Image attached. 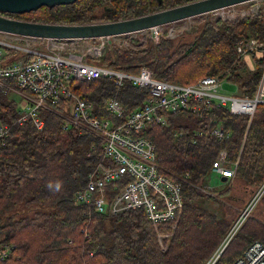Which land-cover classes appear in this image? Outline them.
<instances>
[{"label": "trees", "instance_id": "16d2710c", "mask_svg": "<svg viewBox=\"0 0 264 264\" xmlns=\"http://www.w3.org/2000/svg\"><path fill=\"white\" fill-rule=\"evenodd\" d=\"M188 1L192 0H75L10 15L41 22L88 23L134 17ZM250 37L264 43V0L258 1L255 13L233 20L206 17L174 37L166 35V30L158 40L150 33L142 42L131 37L126 48L114 44L106 49L101 63H94L128 73H137L145 65L155 78L181 85L207 75L225 77L235 84V94H253L264 53L253 55L254 66L249 68L235 50L238 40ZM69 88L100 116L106 115L104 103L111 96L128 112L148 94L128 79L117 86L113 77L72 79ZM9 93L14 92H0L3 123L15 121L20 111L18 96L25 98L19 92ZM65 102V98L47 101L39 110L44 120L41 129L31 119L14 124L0 146V244L12 245L0 264H203L235 221L223 212L216 216L196 202L217 199L203 189L217 152L227 151V165L236 161L232 180L223 181L244 185L245 192L253 193L264 179V102L257 105L250 121L246 115L231 114L225 106L206 112L205 117L222 123L229 132L222 139L196 135L207 121L190 110L160 112L165 122L152 120L143 134L154 143L160 171L181 185V210L158 228L142 208L115 215L95 212L78 203L76 194L99 160L100 141L77 127H62L65 114L59 112ZM118 185L120 189L122 183ZM119 189L110 186L109 195ZM223 190L219 194L229 191ZM260 204L245 217L214 264H231L254 239L264 238V194ZM159 230L168 233L162 239L164 248L157 237Z\"/></svg>", "mask_w": 264, "mask_h": 264}, {"label": "built area", "instance_id": "2783aa9c", "mask_svg": "<svg viewBox=\"0 0 264 264\" xmlns=\"http://www.w3.org/2000/svg\"><path fill=\"white\" fill-rule=\"evenodd\" d=\"M231 7L233 6L226 8ZM226 8L215 11L220 12L219 16L223 18L234 15L225 12ZM184 28L174 32L171 27L167 33L174 36ZM154 29L152 27L150 30L157 40L159 30L154 34ZM189 29L190 26L186 27V30ZM97 39L100 40L98 45L87 47L93 56H99L109 36ZM74 40L47 38L42 41L29 35L0 32V90H23L26 94L15 121L12 124L0 121V146L6 143L14 124L23 125L31 119L34 126L41 129L44 120L39 114L40 108L47 101L56 103L65 98L72 106L70 114L65 115L62 127H77L81 131L86 129L85 131L97 136L101 145L99 160L88 175L86 183L77 191V202L95 212L112 215L142 208L155 227L170 222L183 206L182 188L174 178L160 171L154 143L143 131L152 120L165 122V117L160 112L190 110L197 118H204L206 112L214 106H225L231 114L246 115L250 121L257 105L264 102V66L253 94L237 95L234 92L226 95L218 92L222 77L206 76L194 83L181 85L155 78L152 70L145 65L141 66L137 74H129L118 71L107 63L89 62L83 53L74 51ZM236 50L238 57L244 58L264 53L263 44L252 37L240 40ZM11 54L15 56L11 58ZM98 77H113L117 86H121L127 78L133 85L145 88L148 94L140 105L128 112H125L123 103L116 96L110 97L105 105L108 115H96L92 104L73 93L69 83L72 79L91 80ZM205 118L207 127L199 129L196 135H208L217 139L228 137L229 132L222 123L210 116ZM235 167L236 161L227 165V151L224 148L217 152L212 162V172L225 178H233ZM187 175L186 173L185 177ZM119 183H122L120 189ZM110 186L112 190L119 189L112 196L108 192ZM263 194L264 179L253 191L217 249L203 264L216 262ZM86 234L88 233L85 232ZM10 248L0 244L1 259L6 257ZM231 264H264V238L254 239Z\"/></svg>", "mask_w": 264, "mask_h": 264}, {"label": "water", "instance_id": "95a60500", "mask_svg": "<svg viewBox=\"0 0 264 264\" xmlns=\"http://www.w3.org/2000/svg\"><path fill=\"white\" fill-rule=\"evenodd\" d=\"M75 0H0V11L24 13L41 6L52 7ZM248 0H192L146 14L102 22L56 23L11 18L0 14V30L46 38H91L116 35L196 16L216 8ZM221 180H225L222 176Z\"/></svg>", "mask_w": 264, "mask_h": 264}, {"label": "rangeland", "instance_id": "374dc122", "mask_svg": "<svg viewBox=\"0 0 264 264\" xmlns=\"http://www.w3.org/2000/svg\"><path fill=\"white\" fill-rule=\"evenodd\" d=\"M258 1L259 0H248V1H245V2H242V3L235 4L231 8H226L225 12L234 14V15H226V16H228V18H231V19H228V20H233L235 18H238L239 16H245V15H249V14L257 12ZM253 8H255V9L253 10ZM219 13L220 12H218V11H215V12L214 11H209V12H205V13H202V14H199V15H196V16H192V17H189V18H185V19H181V20H178V21L169 22V23H165V24L159 25L160 31H161V36L164 35V30H166V35H168L167 30H169L171 27L174 28V32H177V31L181 30V28L185 27L182 32H179L178 34L174 35V36H177V35L185 32V31H188V30H186V27L190 26V29H191L193 26H195V25L199 24L201 21H203L206 17H211L213 19H216V18L223 19V17L219 16ZM26 20H29V19H26ZM102 21H107V19L106 18H99L98 20H94V21H91V22H102ZM149 33H150V31L148 29H143V30H140V31L138 30V31H133V32H129V33L110 35L109 39L105 40L104 49L101 50V53L99 54V56L98 55L93 56V55H91L92 53H90L87 50L88 46H94V45H98L100 43V40L97 39L98 37H95V38L94 37H92V38H77V40L75 39L73 41V43L76 46V50H74V51L75 52L78 51L80 53H83L84 57H86V60L89 61V62L101 63V58L104 55V52L106 51V49L108 47H112L114 44H116V45H118L120 47L126 48L127 44H128V40L131 37H136V38L139 39V41L142 42L146 38L147 35L149 36ZM174 36H170V37H174ZM37 45H38V43H37ZM255 55L257 56V55H259V53L255 54ZM243 59L248 64L249 68H253V66H254V58H253V56L252 57L243 58ZM117 70L121 71V72H125L123 70H119V69H117ZM138 72H139V70H138ZM137 73H129V74H137ZM125 79H127V78H125ZM235 88H236V86H235V84L232 81L228 80L225 77H222L220 79V84H219V87H218V92L219 93L228 95V94L234 93L235 92ZM0 92H2V91L0 90ZM8 92H14L15 93L16 91H8ZM19 92L21 94H23V96H26V94L23 91L20 90ZM14 93H9V96H13ZM111 97H113V96H111ZM109 98H107V100L104 103V112L106 113V115H108V114H107V112L105 110V105H106V102L109 100ZM18 100L20 101L19 107H22L23 106L22 102L25 99L24 98H20L18 96ZM66 102H67V104L66 105L64 104L63 110L61 112H59L61 115H62V113L65 114V115L66 114L67 115L70 114V109H71L72 104L69 101H66ZM65 115H64V117H65ZM106 115H101V116H106ZM83 130L84 131H82V132H89L88 130L85 131L86 129H83ZM95 137L97 138V136H95ZM211 176L212 175L209 176V178L206 181L203 189H206V191H209L210 194L215 196L217 199L216 200L202 199V200L196 201L197 204L201 208L211 212L212 214H214L216 216H219L223 212V214H226V216H227V218H229V220H231V219L236 220L238 218L239 214L241 213V210L248 203L252 193H249V191L245 192L244 185H241V184L237 185V183L234 184L233 182H229L228 180L226 182L225 181L222 182L220 180V177H218L217 179H214ZM227 183H229V184H227ZM225 188L229 189L228 193L223 194V195L221 193L219 194V192L225 191V190H223ZM258 204L261 207L260 200L255 205V210H256L257 206H259ZM158 227L159 226H157L156 228H158ZM164 234H166V235H164ZM167 236H168L167 232H162L160 230L157 232V237H158V240L160 242V245H163V244H161V243H163L162 239L164 237H167ZM8 252H7V255H8Z\"/></svg>", "mask_w": 264, "mask_h": 264}, {"label": "bare ground", "instance_id": "6f19581e", "mask_svg": "<svg viewBox=\"0 0 264 264\" xmlns=\"http://www.w3.org/2000/svg\"><path fill=\"white\" fill-rule=\"evenodd\" d=\"M238 4V3H237ZM233 5H235V4H232V5H228V6H225V7H220V8H226V7H229V6H233ZM220 8H216V9H213V10H211V11H215V10H217V9H220ZM209 12V11H208ZM0 14L1 15H4V16H7V17H11V18H17V17H13V16H11L10 14H16V13H7V12H2V11H0ZM221 17V16H220ZM17 19H21V18H17ZM223 19H231V18H223ZM26 20V19H25ZM117 20H119V19H117ZM107 21H111V20H107ZM89 23V22H88ZM152 27H154L155 29H154V34L159 30V37L161 36V31H160V27H159V25H154V26H151V27H148V28H145V29H148L149 31H150V34H151V36H152V38L155 40V38L153 37V35H152V33H151V28ZM141 30H143V29H141ZM138 31V30H137ZM140 31V30H139ZM0 32H8V31H1L0 30ZM133 32V31H132ZM10 33H14V32H10ZM129 33V32H128ZM17 34H21V33H17ZM22 35H26V34H22ZM117 35V34H116ZM29 36H32V35H29ZM101 36H110V35H101ZM33 37H37V36H33ZM97 37H100V36H97ZM159 37H158V39H159ZM37 38H39V39H41L42 41H44V40H46L47 38L46 37H37ZM92 38V37H91ZM95 38V37H94ZM251 38V37H250ZM252 38H254V37H252ZM54 39H77V38H54ZM157 39V40H158ZM247 39H249V38H241L240 40H247ZM256 39V38H255ZM240 40H238L237 42H236V46H237V43L240 41ZM257 40V39H256ZM259 43H261V44H263V42L262 41H259V40H257ZM235 50H236V47H235ZM236 54H238L237 53V50H236ZM237 58H240V59H243L244 57H238V55H237ZM207 76H211V75H207ZM203 77H206V76H203ZM217 77H219V76H217ZM202 78V77H201ZM200 79V78H199ZM198 79V80H199ZM197 81V80H196ZM195 81V82H196ZM192 83H194V82H192ZM99 213H102V212H99ZM1 245H8V246H12V245H10V244H7V243H3V244H1Z\"/></svg>", "mask_w": 264, "mask_h": 264}, {"label": "crops", "instance_id": "0c3cea01", "mask_svg": "<svg viewBox=\"0 0 264 264\" xmlns=\"http://www.w3.org/2000/svg\"><path fill=\"white\" fill-rule=\"evenodd\" d=\"M211 175H212L211 177L214 178V179H217L218 177H220V178L222 177L221 175L216 174V173H212ZM226 179L232 180V179H230V178H225V180H226ZM220 180H221V179H220ZM221 181H222V180H221ZM222 182H224V181H222Z\"/></svg>", "mask_w": 264, "mask_h": 264}]
</instances>
